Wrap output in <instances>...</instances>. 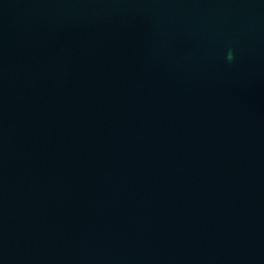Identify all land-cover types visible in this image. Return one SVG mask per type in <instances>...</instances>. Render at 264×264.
Segmentation results:
<instances>
[{"label":"water","instance_id":"water-1","mask_svg":"<svg viewBox=\"0 0 264 264\" xmlns=\"http://www.w3.org/2000/svg\"><path fill=\"white\" fill-rule=\"evenodd\" d=\"M0 264H264V0H0Z\"/></svg>","mask_w":264,"mask_h":264},{"label":"clouds","instance_id":"clouds-1","mask_svg":"<svg viewBox=\"0 0 264 264\" xmlns=\"http://www.w3.org/2000/svg\"><path fill=\"white\" fill-rule=\"evenodd\" d=\"M229 59H231V55L229 56Z\"/></svg>","mask_w":264,"mask_h":264}]
</instances>
